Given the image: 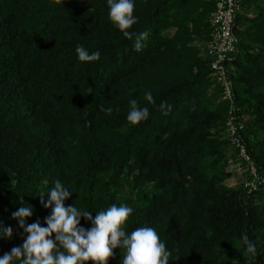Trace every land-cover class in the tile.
<instances>
[{
	"label": "trees",
	"instance_id": "trees-1",
	"mask_svg": "<svg viewBox=\"0 0 264 264\" xmlns=\"http://www.w3.org/2000/svg\"><path fill=\"white\" fill-rule=\"evenodd\" d=\"M133 2L129 31L150 33L139 52L109 20L107 0H0V222L13 229L0 258L26 238L11 218L20 207L34 209L26 224L46 227L51 209L39 196L59 180L72 191L65 207L93 218L112 204L132 208L121 229H155L169 264H264V0H241L229 61L233 121L260 177L251 192L226 184L230 163L247 176L249 165L227 133L230 103L206 53L214 1ZM77 45L100 59L80 62ZM131 99L150 112L137 125ZM113 253L107 264H121L124 250Z\"/></svg>",
	"mask_w": 264,
	"mask_h": 264
},
{
	"label": "clouds",
	"instance_id": "clouds-1",
	"mask_svg": "<svg viewBox=\"0 0 264 264\" xmlns=\"http://www.w3.org/2000/svg\"><path fill=\"white\" fill-rule=\"evenodd\" d=\"M107 3L109 20L124 38L133 41L135 51H141L150 33L147 30L140 33L129 31L138 22L133 15V0H107ZM75 51L80 62H96L101 55L99 51L89 53L82 45H77ZM144 99L155 104L150 91L145 93ZM129 105L127 120L130 124L137 125L148 119L150 112L147 107L141 108L136 99H131ZM159 107L163 115H168L172 110L166 101H162ZM100 110L109 114L112 111L103 105ZM71 193L56 180L54 187L39 196L41 205L51 209V214L44 218L46 227L39 220L26 224V218L33 215L31 205H24L12 213L11 218L18 221L26 238L22 245L4 253L0 264H86L90 261L93 264H107L109 258H115L113 250L116 248L124 250L121 264H169L172 252L166 250L155 229L144 226L130 233L121 229L132 208L112 204L107 210L96 212L93 218L90 211L78 209L75 204L65 207L64 201L70 198ZM46 194L49 199L45 202ZM82 217L91 223L90 228L79 226ZM12 235L13 229L0 222V238L10 240ZM241 243L246 254L256 256V247L246 233L241 236Z\"/></svg>",
	"mask_w": 264,
	"mask_h": 264
},
{
	"label": "built area",
	"instance_id": "built-area-1",
	"mask_svg": "<svg viewBox=\"0 0 264 264\" xmlns=\"http://www.w3.org/2000/svg\"><path fill=\"white\" fill-rule=\"evenodd\" d=\"M214 10L210 15L212 30L210 32V40L207 44V55L211 58L210 68L212 77L220 86L221 99L230 103L227 133L232 139V143L239 149L238 153L249 165L248 178L244 181V187H248L251 192L257 189L260 184V177L256 174V170L250 161V157L246 154L244 146L240 141L239 131L242 125H235V115H233L234 94L232 89L229 73L232 66L229 64L231 55L237 52L238 40L234 33L235 17L241 9V0H213ZM262 181V180H261Z\"/></svg>",
	"mask_w": 264,
	"mask_h": 264
},
{
	"label": "rangeland",
	"instance_id": "rangeland-1",
	"mask_svg": "<svg viewBox=\"0 0 264 264\" xmlns=\"http://www.w3.org/2000/svg\"><path fill=\"white\" fill-rule=\"evenodd\" d=\"M209 40L206 42V44L209 43ZM229 169L232 173V176L226 180V184L229 187L237 185L240 181L244 182L248 178L247 175H244V173L246 172V168L240 166L237 163H230Z\"/></svg>",
	"mask_w": 264,
	"mask_h": 264
}]
</instances>
